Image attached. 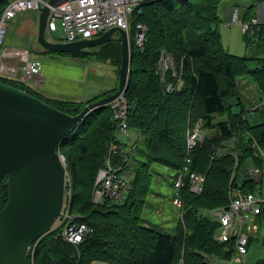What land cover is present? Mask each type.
I'll use <instances>...</instances> for the list:
<instances>
[{"label":"trees","instance_id":"trees-1","mask_svg":"<svg viewBox=\"0 0 264 264\" xmlns=\"http://www.w3.org/2000/svg\"><path fill=\"white\" fill-rule=\"evenodd\" d=\"M10 1L0 0V15ZM222 1L156 0L134 11L129 36L138 23L145 26L147 34L142 51L134 44L130 46L131 63L124 97L129 106L127 127L141 134L146 161L130 160L131 153H121L127 158L125 161L121 155L112 156L111 165L129 178L130 188L121 203L94 204L95 175L105 167L108 147L116 142L124 150L125 145L116 140L117 122L110 106L89 113L62 140L58 150L70 181L71 213L77 216L74 221L84 223L91 232L77 247L57 237V232H50L34 245L32 257L28 255L31 264H177L179 260L183 264H205V256L229 260L234 255L235 243L217 241L215 234L219 224L201 212L225 208L229 203L234 158L216 156L215 149L235 139L242 153L240 168L243 158L252 157L253 140L264 146V123L250 125L242 118L246 106L239 85L241 79H247L264 96V56L259 57L258 53L237 56L224 49L218 29ZM251 4L241 8L234 5L238 21L250 27L248 32L242 33L245 42L250 40L251 30L258 41L264 40V26L258 25L256 30L257 26L251 25L258 5L264 4V0H252ZM103 48L102 52H97L96 60L109 62L119 73V39L114 38ZM161 50L172 56L176 67V78L170 72L166 76L167 83L172 84L171 92H166L156 73ZM118 73L117 86L108 94L117 90ZM0 83L36 96L69 116H76L86 104L108 95L104 93L83 104L46 99L14 79L0 77ZM237 107L239 112L235 111ZM217 117H225L226 121L216 122ZM198 121L209 135L204 133L203 140L187 153L186 130L192 129ZM186 157L190 158V164L182 178L183 187L176 189L174 198V202L181 201L182 208H178L182 217L174 233L168 235L142 219L148 204L146 200L151 195L152 166L176 172L174 187L177 175L186 165ZM255 161L264 168L262 160ZM190 173L205 178L203 191L198 196L189 191ZM255 186L248 181L241 191L255 193ZM8 196L5 179L0 184V211L6 206ZM258 216L264 219V205ZM251 241L249 237L247 247Z\"/></svg>","mask_w":264,"mask_h":264},{"label":"water","instance_id":"water-1","mask_svg":"<svg viewBox=\"0 0 264 264\" xmlns=\"http://www.w3.org/2000/svg\"><path fill=\"white\" fill-rule=\"evenodd\" d=\"M67 0H48L38 16L36 41L47 53L78 58L89 48L109 43L116 34L121 45L117 90L66 115L29 93L0 83V184L6 179L8 202L0 211V264H31L28 249L51 232L61 214L66 168L58 153L62 140L92 111L124 95L131 63L127 33L110 29L96 39L50 42L46 25L50 8Z\"/></svg>","mask_w":264,"mask_h":264},{"label":"built area","instance_id":"built-area-1","mask_svg":"<svg viewBox=\"0 0 264 264\" xmlns=\"http://www.w3.org/2000/svg\"><path fill=\"white\" fill-rule=\"evenodd\" d=\"M149 1L156 0H67L55 8H50L47 18L46 33H53L57 30L56 21H61L63 31L65 33L66 43H72L80 40L96 39L110 29L118 28L127 33L129 41V31L131 17L134 11L141 8L143 4ZM180 2H187L188 0H178ZM48 0H12L8 3L0 15V71L7 70L4 63L5 58H14L18 54L15 51H5L3 49L4 40L6 37L7 23L14 19L19 13L27 11H34L40 13L41 9L47 5ZM239 22L237 19V9L233 10L231 15V23ZM257 20L252 19L251 25L256 26ZM242 33L249 30V24H241ZM146 28L144 25L138 23L134 26L135 46L143 50L144 42L146 39ZM253 34V30L250 31ZM28 52L22 51L21 58L27 59ZM171 60L169 58L160 59L157 65L156 73L162 83L165 85L166 92L172 91V84L167 83V75L170 71ZM27 65V62H26ZM22 70L30 73V68L27 66L22 67ZM173 78L177 75L172 73ZM179 80V79H178ZM111 107L113 118L117 122V129L115 135L127 136V117L129 106L127 105L124 95L120 96L116 101L109 105ZM117 137V136H116ZM204 138V132L201 128V123L198 121L195 126L187 132V145L186 152L189 153L197 143H200ZM231 140L225 141L220 147L215 149L214 154L217 156L226 148L229 154L234 158V165L229 179L227 207L216 208L213 210H204L202 215L216 221L219 228L216 231L215 239L219 242L235 243L234 255L229 260H221L212 256H205V264H246L248 254L247 242L251 232H256V229H249L248 232L244 231V225L250 216H258L262 212L264 205V194L253 192H241L236 186L235 180L239 168V153L235 150L233 144L230 145ZM107 162L105 167L98 170L92 190V202L94 204H101L105 201L111 203H121L125 198L130 188L129 178L119 173V169L111 165V157L121 155L125 161L127 153L116 142H112L108 147ZM252 158L260 159L264 162V148L259 145L255 140L252 142ZM214 158V155L212 156ZM186 165L176 177L174 188L179 190L183 187V175L187 173V164H190V158H185ZM264 170L257 167H250L247 169L245 176L251 179L254 183L261 182ZM68 176V175H67ZM65 177V184H67V199L64 197L63 207L61 214L57 221L54 223L51 232H57V237H60L68 245L77 247L88 235L91 230L84 223L74 221L76 215L71 213V193L70 181ZM205 178L203 175L197 173L189 174V191L192 195L198 196L203 191ZM235 185H234V184ZM175 205L182 208L180 200H176ZM179 216L182 217L181 210ZM29 246L28 255L32 257L34 245ZM177 264H183L179 260Z\"/></svg>","mask_w":264,"mask_h":264},{"label":"rangeland","instance_id":"rangeland-1","mask_svg":"<svg viewBox=\"0 0 264 264\" xmlns=\"http://www.w3.org/2000/svg\"><path fill=\"white\" fill-rule=\"evenodd\" d=\"M252 0H223L219 6L218 14L221 19V23L218 27L219 33L221 35V43L225 50L230 54L237 56H254L256 50L254 47L258 43L261 44L259 57L264 55L262 49L264 48V40L258 41L256 36L249 35V41H243V35L241 31V25L237 22H232L230 26H226L227 22H231V15L235 9L234 5L237 8L247 7L252 5ZM262 5V4H261ZM236 8V9H237ZM259 5L257 7L256 14L258 12ZM34 11H27L24 13H19L18 16H29ZM258 17V14L256 15ZM262 19V16L260 17ZM257 20V19H256ZM263 21V20H262ZM22 25V24H21ZM61 25V21H56L57 30L53 33L47 35V40L50 42H64L65 33ZM259 24L257 23L256 26ZM37 26V25H36ZM35 26V27H36ZM6 37L3 44V49L10 48L9 46H21L22 48H27V63L30 66V72L32 73H41L44 75L47 81L51 80V85L57 89L58 82L53 81L49 78L50 76H60L67 79L79 80L81 86L84 88L83 99H90L95 96H99L112 90L117 83V73L116 68L109 64V62H101L96 60L97 54L103 51V45L89 48L88 54L84 57L73 58L70 56L54 55L52 56H42L37 52L42 50L40 46L37 45V27L34 28L32 33H27L22 35L20 33V20L10 21L7 23L6 27ZM259 27H256L258 30ZM134 32L129 36V45H135ZM116 37V36H115ZM103 48V49H102ZM98 52V53H97ZM169 58L171 60L170 64V74H176V67L172 56L164 50H161L158 58L157 65L160 62L161 58ZM10 61L13 60H4V63L9 65ZM16 68L8 67L5 71H0V77L8 79H18L16 81L30 84L29 72L22 70V67L27 66L25 64H16ZM15 69V71H13ZM19 72H22L21 74ZM169 74V73H168ZM177 75V74H176ZM25 76V78H24ZM162 81V79L160 80ZM47 99V98H46ZM60 99L69 100L65 97ZM264 99V97H263ZM188 129V128H187ZM204 133L206 130L202 129ZM188 130H186L187 136ZM127 136L116 135V140L121 144H124L127 152L131 153L130 160H136L138 162H145L146 158L143 154V139L141 134L137 130L129 129L127 131ZM135 145V146H134ZM132 146V147H131ZM137 147L133 152L132 148ZM124 147V149H125ZM59 153V151H58ZM60 154V153H59ZM62 157V155L60 154ZM63 158V157H62ZM64 160V158H63ZM66 168V165H65ZM153 181L151 183V195L148 197L147 206L144 208L142 213V219L150 227H154L162 233L171 235L174 233L175 228L179 222L180 209L175 205L174 198L176 189L173 187V181L176 176V172L161 167L159 165L152 166ZM66 171V176H67ZM70 188V187H69ZM65 189L67 190V184H65ZM65 199H67V191L64 193ZM75 214V213H74ZM256 229V232L250 233L251 242L248 249V254L246 258V264H264V219H258L252 221V219L247 220V224L244 225V231Z\"/></svg>","mask_w":264,"mask_h":264},{"label":"crops","instance_id":"crops-1","mask_svg":"<svg viewBox=\"0 0 264 264\" xmlns=\"http://www.w3.org/2000/svg\"><path fill=\"white\" fill-rule=\"evenodd\" d=\"M257 14H258V17H256L257 23L259 25L264 26V4L259 5V9H258ZM38 16H39L38 13L34 14V15L32 13L28 17L17 15L11 21L20 20V30H21L20 33L22 35H24L27 33H32L31 30L36 28L35 27L36 25L38 26ZM261 16H262V19H260ZM230 24H231V22H227L226 26H230ZM238 24L240 25V22H238ZM47 35H48V33H46V38H47ZM250 35L253 36V34H250ZM116 37L119 39L117 34H116ZM116 37L114 36V38H116ZM56 43H60V42H56ZM63 43H66V42H63ZM37 45H38V43H37ZM255 46L256 47H254V48L256 50V53L259 54V52H260L259 50L262 46L259 43ZM9 47L10 48L4 49V50L5 51H15V52H18V54L14 58H12V57L11 58H7V57L5 58L6 61L7 60H13V61H10V63H8L9 65H7V67L12 66L11 68H16L17 67L16 64H18V66H19L22 63L26 65L27 60H24L23 58H21L22 55H20V54L22 51H25L27 48H22L21 46H18V47L17 46H9ZM262 52H264V49H262ZM37 53L42 55V56H45V55L52 56L50 53L47 54L43 48H42V50L38 51ZM61 54H54V55H61ZM62 55L63 56H65V55L69 56L67 54H62ZM27 65H28V63H27ZM112 66H114V65H112ZM114 67L116 68V66H114ZM29 68H30V66H29ZM13 71H15V69ZM19 73L21 74L22 72H19ZM116 73H118L117 68H116ZM48 76L53 81L58 82V86H57L56 90L53 87V85H51V83H52L51 80L47 81L46 78H44V75L41 73H38V72L37 73L30 72V74H29V78H30L29 83L30 84H28V83L27 84L23 83V84L27 88L38 93L39 95L43 96L44 98L54 99V100H64V99H60V98L65 97V98L69 99L66 101H71L74 103L85 104L94 98L101 97L104 95V94H101L99 96H95L93 98L84 100L83 94H82V93H84V88L81 86V83L79 80L67 79L64 77L57 76V75H54V76L48 75ZM24 78H25V76H24ZM16 80H18V79H16ZM239 85L241 87L240 88L241 89V95L244 99L243 101L245 102V106H246V108H245L246 113L243 114L242 118L247 119L249 121L250 125H256L257 126L259 124L264 123V99H263L264 96L260 92H258V90L255 87V84L252 83L251 81L247 80V79H241L239 81ZM116 86H117V83H116ZM116 86L114 88H112V90L105 92V94H108L111 91H113L116 88ZM108 95H110V94H108ZM235 111L239 112L240 108L237 107L235 109ZM215 121L216 122H225L226 118L225 117H217L215 119ZM206 133H207V135H209V132H206ZM235 142H236L235 139H231L230 145L233 144L234 148H236L239 151ZM261 147L264 148V146H261ZM124 151L127 152L126 147H125ZM239 153H240L239 154L240 157L242 158V153L240 151H239ZM221 155H230L229 150L226 148L225 150H223V152L220 154V156ZM253 166L264 170V168H261V166H258L257 162L252 157L242 159V162H241V165H240V168L238 170V173L236 175V180H235V184L240 189V191H241L242 186L245 183H247L248 181L253 182L251 179H248L245 176L247 169H249L250 167H253ZM254 184H256L254 192L264 194V175L262 176L261 182H259V183L255 182ZM249 218L252 219V221L262 219L261 216H250ZM249 246L247 247L248 249H249Z\"/></svg>","mask_w":264,"mask_h":264},{"label":"bare ground","instance_id":"bare-ground-1","mask_svg":"<svg viewBox=\"0 0 264 264\" xmlns=\"http://www.w3.org/2000/svg\"><path fill=\"white\" fill-rule=\"evenodd\" d=\"M35 243H37V242H35ZM34 244V243H33Z\"/></svg>","mask_w":264,"mask_h":264}]
</instances>
